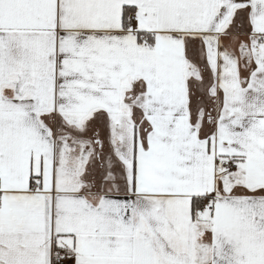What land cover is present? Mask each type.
<instances>
[{"label": "snow or ice", "instance_id": "obj_1", "mask_svg": "<svg viewBox=\"0 0 264 264\" xmlns=\"http://www.w3.org/2000/svg\"><path fill=\"white\" fill-rule=\"evenodd\" d=\"M0 264H264V0H0Z\"/></svg>", "mask_w": 264, "mask_h": 264}]
</instances>
